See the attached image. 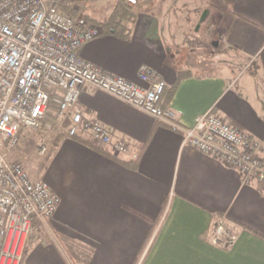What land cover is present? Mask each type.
Returning <instances> with one entry per match:
<instances>
[{
    "label": "crops",
    "instance_id": "1",
    "mask_svg": "<svg viewBox=\"0 0 264 264\" xmlns=\"http://www.w3.org/2000/svg\"><path fill=\"white\" fill-rule=\"evenodd\" d=\"M181 1L166 8L203 13L182 20L139 14L127 39L100 34L79 57L140 85V66L153 68L166 84L160 104L181 126L204 114L221 117L256 139L264 158V0ZM164 7L155 0V9ZM112 8L88 21H105ZM219 54L240 59V69ZM78 109L129 150L115 153L84 133L54 137L38 175L29 176L47 183L58 205L22 264H264V185H242L236 168L104 91L84 90ZM221 216L241 228L230 249L209 241Z\"/></svg>",
    "mask_w": 264,
    "mask_h": 264
},
{
    "label": "built area",
    "instance_id": "2",
    "mask_svg": "<svg viewBox=\"0 0 264 264\" xmlns=\"http://www.w3.org/2000/svg\"><path fill=\"white\" fill-rule=\"evenodd\" d=\"M100 34L99 25L62 12L59 0H0V264H22L33 235L46 228L58 205L47 183L33 181L10 159L24 130L42 127L68 137L84 133L112 144L115 153L129 150L127 141L114 140L101 121L83 117L78 99L86 89L104 91L163 121L181 133L183 144L236 168L242 185H264L261 145L249 134L212 114L181 126L177 113L160 104L166 84L149 66L138 70L145 84L140 85L81 59L79 49ZM39 149L43 153L46 146ZM240 233V226L221 216L209 241L230 249Z\"/></svg>",
    "mask_w": 264,
    "mask_h": 264
},
{
    "label": "rangeland",
    "instance_id": "3",
    "mask_svg": "<svg viewBox=\"0 0 264 264\" xmlns=\"http://www.w3.org/2000/svg\"><path fill=\"white\" fill-rule=\"evenodd\" d=\"M163 4L165 5L164 8L155 9V0H137V3L135 5H130L132 9L136 12L137 15L142 14L143 16H146L147 14L155 15V11L157 12L158 17H164V18H174L182 20L183 18H198L200 14L203 13L200 9H191V8H178L174 7L171 9L166 8V4H169L173 2L174 0H162ZM178 1L180 4L181 0H175ZM114 2L116 3L117 0H59V5L64 6L67 5L69 8V14L72 15L71 11H76L77 16H95L96 18L104 17V15L110 10L111 6H114ZM159 2V1H158ZM194 2V1H193ZM197 3V4H196ZM204 3V0H197L194 2V5L200 6ZM66 13V12H65ZM162 13H164L162 15ZM165 13H168L166 16ZM215 24V17L211 18V25ZM230 54L221 55L219 54L217 56L218 60H223L226 63H230V65L234 68H236L237 65L242 63L240 59H235V63L232 59ZM225 63V65H227ZM240 69V68H236ZM58 135L57 131H45L42 127H38L35 129H27L22 132L20 144L18 147L10 154V159L16 160L20 162L27 173L31 176L38 175L37 172L40 169L41 163L43 160L41 158L45 157L49 147L54 142V137ZM45 145L46 149L43 153H39V147ZM37 162L39 169L37 167ZM32 167L33 169L36 168V172L34 170H30L29 167Z\"/></svg>",
    "mask_w": 264,
    "mask_h": 264
},
{
    "label": "trees",
    "instance_id": "4",
    "mask_svg": "<svg viewBox=\"0 0 264 264\" xmlns=\"http://www.w3.org/2000/svg\"><path fill=\"white\" fill-rule=\"evenodd\" d=\"M59 9L62 12H69L67 5H59ZM71 13L72 16H77L76 11L72 10ZM136 17V12L127 4L126 0H117L107 19L95 24L101 27V34H113L119 38L127 39ZM85 18L88 20L87 17Z\"/></svg>",
    "mask_w": 264,
    "mask_h": 264
}]
</instances>
